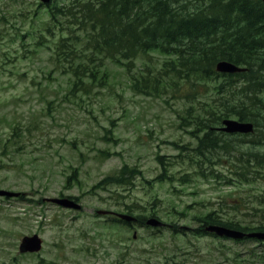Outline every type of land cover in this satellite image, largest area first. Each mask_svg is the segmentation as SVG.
<instances>
[{
    "label": "rangeland",
    "instance_id": "374dc122",
    "mask_svg": "<svg viewBox=\"0 0 264 264\" xmlns=\"http://www.w3.org/2000/svg\"><path fill=\"white\" fill-rule=\"evenodd\" d=\"M39 3L0 0V189L24 193L23 201L0 197V264H264V242L203 233L197 219L213 212L223 222L264 225V171L245 182L231 149L204 159L195 129L181 122L187 107L218 99L223 78L194 84L195 102L185 86L147 94L133 79L166 59L148 53L129 69L107 60L103 86L86 80L75 90L70 62L58 63L56 53L67 36L78 55L88 51L86 32L67 17L52 23ZM224 137L243 153L252 139ZM124 166L130 180L110 184ZM62 197L77 198L82 210L49 202ZM117 214L157 217L166 227L130 228ZM34 234L42 251L21 255L20 240Z\"/></svg>",
    "mask_w": 264,
    "mask_h": 264
},
{
    "label": "trees",
    "instance_id": "16d2710c",
    "mask_svg": "<svg viewBox=\"0 0 264 264\" xmlns=\"http://www.w3.org/2000/svg\"><path fill=\"white\" fill-rule=\"evenodd\" d=\"M50 12L52 23L67 17L70 25L86 32L83 44L88 51L78 55L69 47L67 36L60 39L56 53L58 63L70 62L75 90L86 80L103 86L108 79L107 60L125 63L124 67L129 69L140 55L148 53H158L166 59L155 73L149 69L140 79H133L132 87L147 94L159 91L167 94L185 86L187 98L195 102L198 97L194 84L222 77L218 99L210 103L201 100L200 109L187 107L181 122L195 129L191 132L198 141L195 152L204 159L212 151L224 150L231 156V149L239 151L237 174L242 180L253 181L252 175L264 171V152L258 150L264 145V130H260L264 128V4L261 0H72L70 5H54ZM24 16L25 11L21 10L19 17ZM71 37L82 38L75 33ZM220 61L244 67L246 71L220 74L216 70ZM239 91L241 95H237ZM231 117L255 126L253 134L242 135L252 136L245 153L228 144L224 139L227 134L217 131L223 120ZM127 169L124 166L120 174L107 181L128 182ZM19 200L23 201L24 196ZM197 219L203 223L200 228L203 233L212 224L242 232L264 231V225L244 227L239 221L223 222L213 212ZM139 221L144 223L140 218ZM246 240L250 239L242 241Z\"/></svg>",
    "mask_w": 264,
    "mask_h": 264
},
{
    "label": "water",
    "instance_id": "95a60500",
    "mask_svg": "<svg viewBox=\"0 0 264 264\" xmlns=\"http://www.w3.org/2000/svg\"><path fill=\"white\" fill-rule=\"evenodd\" d=\"M43 3H50L51 0H41ZM264 2V0H262ZM217 70L221 73H228L233 74L236 72H240L243 69L240 67L226 61L219 62L217 64ZM221 131L234 134V133H241V134H249L254 131V125L250 122H242L239 120L234 119H226L223 121V126L220 128ZM0 196L1 197H18L20 196L19 193L6 191V190H0ZM53 203H56L58 205H61L65 208H71V209H80V205L77 204L75 201L63 198V199H52ZM120 218L130 221L133 220L131 216L128 215H120ZM148 225H152L154 227H161L163 226V223L159 220L153 218L150 219L147 222ZM207 231L215 233L218 236L221 237H228V238H235V239H241L244 238L246 234L235 231L223 226L218 225H212L207 228ZM248 237L251 238H257L264 240V233L258 232V233H251L248 234ZM42 249V239L39 237V235H33V236H26L21 240L20 244V252L21 253H34L39 252Z\"/></svg>",
    "mask_w": 264,
    "mask_h": 264
}]
</instances>
